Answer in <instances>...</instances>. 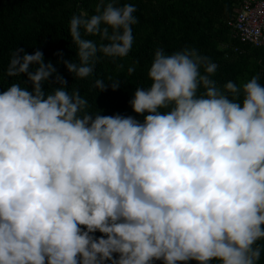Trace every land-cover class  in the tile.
<instances>
[{
	"label": "clouds",
	"instance_id": "obj_1",
	"mask_svg": "<svg viewBox=\"0 0 264 264\" xmlns=\"http://www.w3.org/2000/svg\"><path fill=\"white\" fill-rule=\"evenodd\" d=\"M118 2L72 17V76H90L98 54H129L136 8ZM216 68L195 48L157 49L150 87L129 102L147 113L140 122L87 114L41 51L17 48L6 75H26L32 90L13 83L0 94V264H257L264 86L253 77L221 90ZM120 86L95 81L100 92Z\"/></svg>",
	"mask_w": 264,
	"mask_h": 264
},
{
	"label": "trees",
	"instance_id": "obj_2",
	"mask_svg": "<svg viewBox=\"0 0 264 264\" xmlns=\"http://www.w3.org/2000/svg\"><path fill=\"white\" fill-rule=\"evenodd\" d=\"M239 1L119 0L117 6L132 4L136 8L133 15L137 23L132 25L133 45L129 54L115 61L98 54L93 73L79 79L74 74L72 76L64 65L65 61L71 60L79 63L77 47L70 36V21L82 11H86L89 16L94 15L96 0H0V94L13 83L32 90L26 75H6L12 53L17 48L23 49L27 54L41 51L44 62H51L57 74L66 81L65 87L69 94L78 90L87 101L85 112L93 116L97 112L106 116L119 114L132 116L143 122L147 113L137 115L129 102L137 88L150 87L148 72L155 51L160 48L167 55L185 48H195L200 55L208 57L210 62L217 65L210 78L221 90L226 83H234V79L242 73L247 76L244 83L258 77L264 86V48L243 47L242 54H233L229 58H225L220 49V44L228 40L225 22L234 4ZM86 38L99 43L98 37ZM129 67L135 68L131 74L128 72ZM200 71L203 74V67ZM49 79L51 81L54 77ZM97 79L106 85L118 81L121 86L115 91L109 87L100 92L95 87ZM58 86L45 84L43 87L46 93H51ZM203 91L200 88L198 94ZM160 111L165 112L167 109ZM101 235L99 232L95 233L97 238ZM257 243L261 247L257 264H264V239ZM155 264L162 262L156 261ZM189 264L196 262L190 261ZM210 264L219 262L212 261Z\"/></svg>",
	"mask_w": 264,
	"mask_h": 264
},
{
	"label": "built area",
	"instance_id": "obj_3",
	"mask_svg": "<svg viewBox=\"0 0 264 264\" xmlns=\"http://www.w3.org/2000/svg\"><path fill=\"white\" fill-rule=\"evenodd\" d=\"M225 25L228 40L220 44L225 58L242 54L243 47L264 48V0H240Z\"/></svg>",
	"mask_w": 264,
	"mask_h": 264
},
{
	"label": "rangeland",
	"instance_id": "obj_4",
	"mask_svg": "<svg viewBox=\"0 0 264 264\" xmlns=\"http://www.w3.org/2000/svg\"><path fill=\"white\" fill-rule=\"evenodd\" d=\"M248 64L251 65V62ZM246 77V74L242 73L240 76L234 79V83L237 84L238 87H241L244 84Z\"/></svg>",
	"mask_w": 264,
	"mask_h": 264
}]
</instances>
